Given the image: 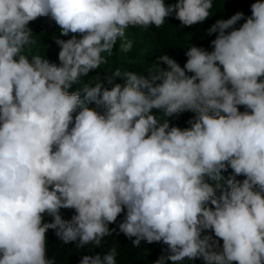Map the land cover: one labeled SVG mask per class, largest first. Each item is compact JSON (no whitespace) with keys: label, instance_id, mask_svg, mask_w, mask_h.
Instances as JSON below:
<instances>
[{"label":"clouds","instance_id":"1","mask_svg":"<svg viewBox=\"0 0 264 264\" xmlns=\"http://www.w3.org/2000/svg\"><path fill=\"white\" fill-rule=\"evenodd\" d=\"M212 8L0 0V264H55L50 229L64 243L101 246L121 214L119 233L134 246H167L155 264H264V0L249 16L217 19L206 30L212 50L190 45L183 67L162 54L147 75L117 68L68 91L108 64L117 42L131 52L129 28L169 17L192 27ZM42 17L59 26L58 63L27 54L30 22ZM184 112L190 127L171 123ZM62 209L75 215L65 220ZM117 255L112 247L80 264H117Z\"/></svg>","mask_w":264,"mask_h":264},{"label":"trees","instance_id":"2","mask_svg":"<svg viewBox=\"0 0 264 264\" xmlns=\"http://www.w3.org/2000/svg\"><path fill=\"white\" fill-rule=\"evenodd\" d=\"M166 3H175L176 0H165ZM255 0H213V8L210 10V17L201 24L192 27H181L180 22L173 17L167 18L161 28L150 27L147 30L142 28H129L127 30V37L134 41L133 48L129 53H122L116 49L119 47V42L114 46V52L109 57L108 64L101 65L97 70H94L88 77L81 79L80 84H73L68 91L75 92L85 83H94L96 75L101 77L106 75V72L115 71L120 68L121 71H135L147 75L146 69L152 66V62L157 60L162 54H167L183 67L186 63L187 57L185 52L190 45L202 46L206 50L211 51L210 42L215 39L216 34L209 36L206 30L215 23L217 19H227L237 11L244 12L245 16L251 15L250 5ZM243 21L238 22L236 27H239ZM30 27L34 32L35 45L31 46L28 55H40L48 58L51 62L58 63L59 47L55 44V37L59 36V26L50 17H42L36 21L30 22ZM73 34L67 37H60L62 39H69ZM79 38V34H76ZM102 55L107 56V53ZM160 67L167 68L163 63ZM116 82H123L117 78ZM90 107H95L94 104ZM102 111V109H98ZM156 112V110H153ZM243 111V108H241ZM158 114V112H157ZM192 112H184L177 117L170 118L171 123L181 127H190L187 121L193 117ZM232 174L229 168L224 175L227 177ZM238 180H243V176L236 177ZM210 183H213L209 181ZM62 218L71 220L75 215L74 209H62ZM124 215L121 214L117 218V224L121 222ZM47 222L51 221V217H45ZM117 224H112L110 228H116L117 231L111 236L103 239L101 246L94 247L93 245H85L77 247L78 241L64 243L59 237L55 235L54 230H49L47 233V249L48 258L54 259L55 264H80V260L84 255H104L112 247L117 250V264H155L157 259L162 255H167V246L162 243H147L141 241L139 246L133 245L135 237L128 238L123 233H119ZM222 244V241H221ZM166 264H173L167 261ZM189 264H203L201 260L189 262Z\"/></svg>","mask_w":264,"mask_h":264}]
</instances>
